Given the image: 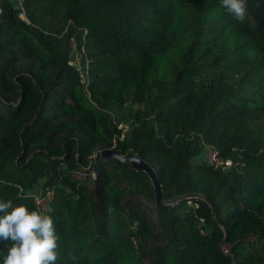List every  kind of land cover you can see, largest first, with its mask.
Segmentation results:
<instances>
[{"label":"trees","instance_id":"16d2710c","mask_svg":"<svg viewBox=\"0 0 264 264\" xmlns=\"http://www.w3.org/2000/svg\"><path fill=\"white\" fill-rule=\"evenodd\" d=\"M22 9L0 0V200L36 210L32 187L51 191L56 264H264V0H247L243 23L220 0ZM66 32L78 67L55 45ZM122 107L120 139L106 111ZM202 145L240 172L233 185ZM106 149L152 167L161 205Z\"/></svg>","mask_w":264,"mask_h":264},{"label":"clouds","instance_id":"9594fccd","mask_svg":"<svg viewBox=\"0 0 264 264\" xmlns=\"http://www.w3.org/2000/svg\"><path fill=\"white\" fill-rule=\"evenodd\" d=\"M220 6L237 22L247 15V0H220ZM0 239L9 241L2 264H56L58 240L51 215L29 210L23 204L0 200Z\"/></svg>","mask_w":264,"mask_h":264},{"label":"rangeland","instance_id":"374dc122","mask_svg":"<svg viewBox=\"0 0 264 264\" xmlns=\"http://www.w3.org/2000/svg\"><path fill=\"white\" fill-rule=\"evenodd\" d=\"M8 3H10L12 6H14L16 9H20L19 8V4L17 2V0H5ZM20 17L24 18L23 15L21 14V10H20ZM78 43L79 40L76 39V37L74 35L68 36V33H64L62 34L61 37L56 38L55 41V45L66 51L69 61L70 63H72V65L74 67H78L80 65V53L78 50ZM129 109L130 112L133 111L132 108L129 107H122L118 110H108L106 111V114L108 115V117H110L109 119L111 120L112 123L116 124L117 128H120V139L122 138V136L127 133L130 130V118H128V116L130 114L129 113ZM213 150L212 147L210 146H206V145H202V150H201V154H202V158H205V153L207 150ZM227 175L229 176V184L228 187H230L231 185H233L235 183V179L238 175H240V172L235 168V167H228V169H226ZM32 194L39 196L41 193L40 187H39V183L35 184L32 187ZM218 211L219 213H224L229 207H230V202L228 200V198L226 197V190H224L218 200Z\"/></svg>","mask_w":264,"mask_h":264},{"label":"water","instance_id":"95a60500","mask_svg":"<svg viewBox=\"0 0 264 264\" xmlns=\"http://www.w3.org/2000/svg\"><path fill=\"white\" fill-rule=\"evenodd\" d=\"M98 154L100 156H107L117 162L128 161L135 170L145 173L153 187L155 203L156 205H161L162 198L159 190V183L154 170L148 163L141 160L136 154L131 152L119 155L115 149L101 150Z\"/></svg>","mask_w":264,"mask_h":264},{"label":"built area","instance_id":"2783aa9c","mask_svg":"<svg viewBox=\"0 0 264 264\" xmlns=\"http://www.w3.org/2000/svg\"><path fill=\"white\" fill-rule=\"evenodd\" d=\"M22 1L23 0H17V2L19 4V8L21 10V14L24 17L23 9H22ZM22 19L26 20L25 17ZM205 161L209 164L219 166L225 171H226V169H228L229 166H231L229 159H221L220 157H218L216 155V152H214V150H211V149L206 151ZM51 197H52L51 191H45L44 193H40L39 196L33 195V204H34L36 210L44 213L48 207V203L50 202ZM227 247H228L227 244H223L221 246L222 251H226Z\"/></svg>","mask_w":264,"mask_h":264}]
</instances>
